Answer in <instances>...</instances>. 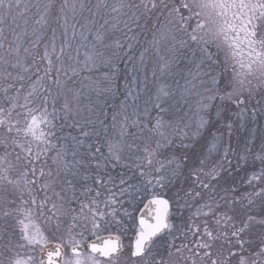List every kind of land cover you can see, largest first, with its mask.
<instances>
[{"label": "snow or ice", "instance_id": "snow-or-ice-1", "mask_svg": "<svg viewBox=\"0 0 264 264\" xmlns=\"http://www.w3.org/2000/svg\"><path fill=\"white\" fill-rule=\"evenodd\" d=\"M0 264H264V0H0Z\"/></svg>", "mask_w": 264, "mask_h": 264}]
</instances>
